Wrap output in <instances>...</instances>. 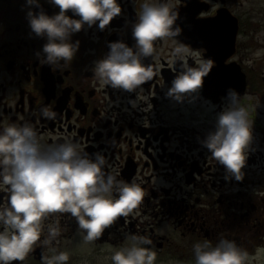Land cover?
Here are the masks:
<instances>
[{
  "label": "flooded vegetation",
  "instance_id": "1",
  "mask_svg": "<svg viewBox=\"0 0 264 264\" xmlns=\"http://www.w3.org/2000/svg\"><path fill=\"white\" fill-rule=\"evenodd\" d=\"M119 2L121 13L103 30L97 22L72 35L80 42L73 61L51 65L42 55L46 39L30 28L26 0H0V127L29 122L44 144L71 140L93 158L102 153L106 172L145 190L142 203L95 241L83 239L70 214H50L40 241L12 264H44L42 257L53 251L69 252L67 264H110L112 252L133 234L152 239L157 264H191L195 242L221 237L255 254L264 246V0H169L182 31L155 41L153 56L144 57L154 76L135 91L112 88L94 75L111 42L135 46L132 26L144 0ZM41 6L49 15L60 10L49 0ZM180 42L189 47L183 59L174 54ZM204 58L215 64L199 91L183 101L169 97L182 66ZM230 89L254 121L242 180L227 178L202 143ZM44 108L56 116H43ZM7 201L0 189V204ZM50 224L60 234L45 244ZM254 264H264V256Z\"/></svg>",
  "mask_w": 264,
  "mask_h": 264
},
{
  "label": "clouds",
  "instance_id": "2",
  "mask_svg": "<svg viewBox=\"0 0 264 264\" xmlns=\"http://www.w3.org/2000/svg\"><path fill=\"white\" fill-rule=\"evenodd\" d=\"M59 11L49 15L41 0H26L30 28L46 39L42 55L51 65L73 61L80 42L72 35L85 25L99 22L103 30L122 11L119 0H49ZM34 7H40L36 12ZM69 11L74 15H69ZM78 17V18H77ZM179 11L169 0H144L142 10L132 26L135 46L124 41L110 43V51L94 65V75L105 85L125 91H135L154 76L153 66L144 57L153 56L155 41L162 37L177 38L182 29L176 24ZM189 47L180 42L174 54L183 59ZM215 64L204 58L198 64H184L172 81L167 95L183 101L199 91L204 77ZM52 119L54 110H42ZM241 104L240 95L230 89L227 104L217 114L215 129L203 139L211 156L225 166L227 178H244V167L254 140V121ZM107 159L102 153L95 158L71 140L44 144L29 122H12L0 127V189L7 192L8 201L0 204V264L23 261L41 239L43 221L52 213H68L78 223L83 239L91 242L120 216H128L144 200L145 190L138 182L118 179L106 172ZM60 234L58 225L48 226L51 243ZM130 243L114 250L110 264H157V252L152 239L133 234ZM191 264H254L264 256V246L250 253L236 240L221 237L193 244ZM44 264H67L70 253L53 251L42 257ZM171 264H184L183 261Z\"/></svg>",
  "mask_w": 264,
  "mask_h": 264
}]
</instances>
